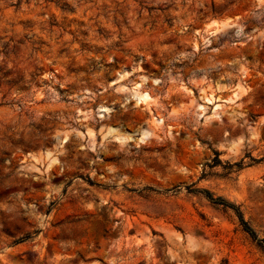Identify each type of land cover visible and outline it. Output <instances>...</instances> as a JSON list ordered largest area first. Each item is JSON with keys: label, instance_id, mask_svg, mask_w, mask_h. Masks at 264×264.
Returning <instances> with one entry per match:
<instances>
[{"label": "rangeland", "instance_id": "374dc122", "mask_svg": "<svg viewBox=\"0 0 264 264\" xmlns=\"http://www.w3.org/2000/svg\"><path fill=\"white\" fill-rule=\"evenodd\" d=\"M192 189L264 238V0H0V264H264Z\"/></svg>", "mask_w": 264, "mask_h": 264}, {"label": "trees", "instance_id": "16d2710c", "mask_svg": "<svg viewBox=\"0 0 264 264\" xmlns=\"http://www.w3.org/2000/svg\"><path fill=\"white\" fill-rule=\"evenodd\" d=\"M192 191L201 193L205 198L213 205L220 207L222 210L231 209L234 215L237 217L238 223L241 229L253 240L264 252V238H258L254 230L248 225L247 221L244 220L240 210L234 206V204L226 201L220 196H213L206 189H192Z\"/></svg>", "mask_w": 264, "mask_h": 264}, {"label": "bare ground", "instance_id": "6f19581e", "mask_svg": "<svg viewBox=\"0 0 264 264\" xmlns=\"http://www.w3.org/2000/svg\"><path fill=\"white\" fill-rule=\"evenodd\" d=\"M220 22H222V21H220ZM224 22V21H223ZM231 24V23H230ZM227 26V24L226 23H223L222 25H221V27L223 28H225ZM228 28V27H227ZM226 28V29H227ZM212 30H214V29H212ZM137 85H140V83L139 84H137ZM131 95H132V97L135 99V102L137 103V104H141V103H143V102H145L146 101V99L149 97V94L147 93V92H145V91H143V90H133L131 93H130ZM211 97V96H210ZM210 97H207V96H203L201 99H203V100H205V101H210L211 100V98ZM219 107V106H218ZM109 109L110 108H108L107 106H103V105H100V112L101 113H107L108 111H109Z\"/></svg>", "mask_w": 264, "mask_h": 264}]
</instances>
